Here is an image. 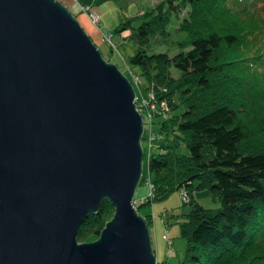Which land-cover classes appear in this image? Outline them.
<instances>
[{"label": "water", "instance_id": "water-1", "mask_svg": "<svg viewBox=\"0 0 264 264\" xmlns=\"http://www.w3.org/2000/svg\"><path fill=\"white\" fill-rule=\"evenodd\" d=\"M131 80L60 0H0V264H157ZM108 198L100 235L80 241Z\"/></svg>", "mask_w": 264, "mask_h": 264}, {"label": "trees", "instance_id": "trees-1", "mask_svg": "<svg viewBox=\"0 0 264 264\" xmlns=\"http://www.w3.org/2000/svg\"><path fill=\"white\" fill-rule=\"evenodd\" d=\"M198 1L208 8L215 4L223 12L235 5L237 10L247 9V5H240L241 0ZM165 3L163 0L117 26L120 30L130 25L131 37L138 44L128 64L139 67L141 77L147 80L142 82L157 103L166 101L175 109L153 130L159 134H155L148 150L154 197L147 195L137 208L167 196L175 188L189 187L190 195L183 191L187 199L190 197V208L179 221L181 235L186 239V256L175 264H264V142L247 146L250 129L240 110L233 107L232 95L223 93L209 100L207 108L197 97L199 94L203 100L209 98L202 92L215 86V74L221 68L216 65L219 49L234 45L237 36L216 27L202 28L196 24L193 10L183 24L190 38L173 40L177 48L174 52L155 50L151 46L152 35L167 23L170 12L178 11ZM136 18H140L138 23ZM261 49L235 63H242L255 77H264ZM176 95L182 104L178 105ZM184 144L188 152L178 150ZM202 188L208 189L219 205L200 202L193 192ZM113 212L112 202L105 198L99 209L89 212L80 224L78 239L97 238ZM145 215L150 221L151 214Z\"/></svg>", "mask_w": 264, "mask_h": 264}, {"label": "rangeland", "instance_id": "rangeland-1", "mask_svg": "<svg viewBox=\"0 0 264 264\" xmlns=\"http://www.w3.org/2000/svg\"><path fill=\"white\" fill-rule=\"evenodd\" d=\"M60 1L66 4L80 20L102 51L103 56L109 61L116 62L135 88V101L142 108L140 112L144 123L142 144L145 157L142 178L135 192L134 204L137 206V203H141L144 197L154 193V188L145 181L149 172V135L151 133L159 135L153 130L158 129V125L163 119L170 118L175 109L172 108V104H167L166 101L157 103L151 90L142 82V80L146 82L147 80L145 77H141L139 67L128 64L129 56L136 51L138 44L131 37L132 27L130 25L120 30L117 26L122 21L142 14L147 9L160 4L163 0ZM165 1L166 7L170 3L178 8V11L170 12L167 23L162 24V29H158L157 33L152 35L151 46L155 50L174 52L177 48L172 42L173 40L182 38L188 40L190 38L189 32L183 28V24L185 20H188L187 18H190L191 11L193 15V10L195 14L193 17L197 20L196 24H200L202 28L216 27L222 32L236 34L237 41L234 45H225L219 49L220 57L216 65L221 68H218L219 72L215 74V86L202 92L204 96L209 95V98L203 100L199 94L197 97L201 100L200 104L205 106L203 108H207L209 100L217 99L223 93L232 95L235 99L233 107L240 110L241 118L250 129L251 138L247 140V146H254L259 140L264 142V77L261 75L255 77L242 63H235L240 57L250 55L252 51L256 52L261 47L262 57L264 56V0H241L240 5H247V9L237 10L238 5H235L229 6L224 12L217 9L215 4H210L211 9L204 7V2L200 3L198 0H195L197 2L194 0H171L169 3L167 0ZM92 10L100 14V21L93 22ZM139 21L140 18L135 19V23ZM261 64L264 65V62L262 61ZM176 99L178 105L182 104L179 95H176ZM198 102L199 99H196V104ZM178 150L188 152L185 144ZM184 189L190 195V188L185 187ZM184 189L175 188L167 196L156 198L152 203H144L138 209L144 215L151 214L150 221L145 216L151 228L153 247L159 264H175L186 256V239L181 235L179 222L184 218V212L190 208L188 203L190 197L188 195L187 199L185 193L183 194ZM193 193L200 202L207 206L220 203L218 199L212 197L208 189H198L196 193L195 191Z\"/></svg>", "mask_w": 264, "mask_h": 264}, {"label": "built area", "instance_id": "built-area-1", "mask_svg": "<svg viewBox=\"0 0 264 264\" xmlns=\"http://www.w3.org/2000/svg\"><path fill=\"white\" fill-rule=\"evenodd\" d=\"M83 6V5H82ZM91 18H92V20H93V22H98V21H100V14L97 12V11H95V10H92L91 11ZM137 105H138V107H140V105H139V103H137ZM141 108V107H140ZM142 109V108H141ZM140 110V109H139ZM149 141H148V143H149V146H151L152 145V143H153V141H154V139H155V134L154 133H151L150 135H149ZM145 181H146V183H148L149 185H150V187H153V183H152V181H151V177H150V174H148V176L146 177V179H145ZM154 188V187H153ZM183 194H184V192H183ZM158 264V263H157Z\"/></svg>", "mask_w": 264, "mask_h": 264}, {"label": "bare ground", "instance_id": "bare-ground-1", "mask_svg": "<svg viewBox=\"0 0 264 264\" xmlns=\"http://www.w3.org/2000/svg\"><path fill=\"white\" fill-rule=\"evenodd\" d=\"M134 87V86H133ZM137 103V102H136ZM138 106V105H137ZM138 109H139V107H138Z\"/></svg>", "mask_w": 264, "mask_h": 264}]
</instances>
